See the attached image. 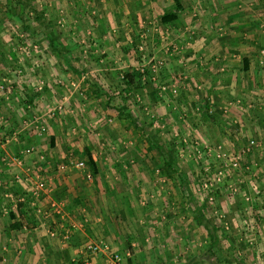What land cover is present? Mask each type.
<instances>
[{"label": "rangeland", "instance_id": "rangeland-1", "mask_svg": "<svg viewBox=\"0 0 264 264\" xmlns=\"http://www.w3.org/2000/svg\"><path fill=\"white\" fill-rule=\"evenodd\" d=\"M29 1L31 16L43 17L26 31L19 15L5 12L9 0H0V175L11 168L12 183L0 177V245L13 255L0 264H27L29 249L19 242L42 230H33L42 224L31 207V227L13 225L24 210L16 206L24 176L48 160L45 173H65L87 151L104 175L84 177L83 190L124 192L135 207L139 253L129 264H180L205 252L195 209L219 227L223 257L235 252L246 264H264V0H179L172 24L160 17L177 9L176 0ZM231 2L250 14L233 29ZM49 30L63 55L49 48ZM127 70L148 83L122 90L119 72ZM89 83L104 94L95 96ZM34 88L36 106L20 104ZM116 107L132 111L136 124L118 119ZM152 134L174 145L190 181L185 191L166 182L147 153ZM23 146L33 151L15 172ZM99 201L106 200L91 208Z\"/></svg>", "mask_w": 264, "mask_h": 264}, {"label": "crops", "instance_id": "crops-1", "mask_svg": "<svg viewBox=\"0 0 264 264\" xmlns=\"http://www.w3.org/2000/svg\"><path fill=\"white\" fill-rule=\"evenodd\" d=\"M229 5L234 8L227 13L229 14V20L226 22H229L233 29L234 25L238 27L239 24L241 26L243 22H246L250 14L240 12L235 3L231 2ZM25 150H20V153L16 155L17 157H13L17 162L12 161L13 170L17 171L21 168L22 161L18 163L17 159H23V157L26 158L27 155H30V153H25ZM46 162H49V160ZM46 162L43 165L44 167H40L36 171L35 177L24 176V181L21 180L20 183V180L18 181V179H21L19 176L15 180V183L21 184L19 187L24 190L17 196V198L24 199L21 210L24 209L23 212L27 213V207H31L28 209V213L33 211L38 217L30 213V218H32L31 215L34 219L41 218L40 224H42V226L34 227L36 229L32 228L33 230H39V227H42L39 232H30L26 235V238H21L19 242L22 243L21 247L27 246L29 249L23 260L27 261V264H39L41 262L44 264H74L77 260H83L85 264H129L131 259H134L135 252H137L135 248L137 238L131 232L136 233L139 229L135 226L137 219L135 207H131L127 201L128 198L123 197L124 192L120 193L115 190L106 193L109 195L104 197L102 191L95 190L91 186L90 191L86 193L83 190V185L86 182L85 179H82L84 177L87 179L88 176L86 177V175L91 174L86 163L85 169L78 168L72 163L73 165H70L68 169L70 171L67 170L59 175L52 173L48 175V173H45L48 170L46 167H49ZM7 163L5 165L11 164L10 162ZM6 169L0 177L8 184L7 186H10L12 183L7 180V177L11 168ZM58 169H65V167L58 166ZM103 175L100 167L99 176ZM91 176L93 175L91 174ZM37 179L45 181L46 189L34 200L31 193ZM17 185L15 184V187ZM28 199H31V201L26 202ZM100 199L106 200L105 203L99 201L97 211L95 207L91 208L94 202ZM29 225V222L24 223L22 228L26 230ZM123 235L125 239L122 237ZM1 243L0 256L3 261H8L11 254H8L9 251L6 245L3 242ZM91 243L107 244L109 250L108 252L101 251L98 254L86 253L84 250ZM127 246L129 247L127 248ZM25 250L26 248L21 252ZM114 254L121 256L120 261L114 260ZM36 255L37 257L34 258ZM11 259L13 260V255Z\"/></svg>", "mask_w": 264, "mask_h": 264}, {"label": "trees", "instance_id": "trees-1", "mask_svg": "<svg viewBox=\"0 0 264 264\" xmlns=\"http://www.w3.org/2000/svg\"><path fill=\"white\" fill-rule=\"evenodd\" d=\"M9 4L5 6V12L6 10L9 11L13 16L19 15L22 20V26L24 30H30L31 24L35 23L36 21L42 23V17L40 14H37V10L35 11V16H31L32 11L31 4L29 0H9ZM15 3V4H14ZM176 6L177 9L173 11L165 10L163 14L160 17V22L162 24H172L178 19V11L181 9L182 5L179 0H176ZM28 11V12H27ZM47 27V26H45ZM46 35L45 37L48 40L49 48L57 54L63 55V49L59 45H55V38L56 35L53 31L44 33ZM67 51V50H66ZM250 63L248 58H244V70L247 72L249 70ZM76 73L82 75L83 71L78 70L77 68H72ZM147 69L143 68V71L145 72ZM119 80L121 81V84H118V86H122V90L124 89L128 93H131L133 91H137L140 88H142L143 83V76L144 73L132 70H127L125 72H119ZM150 82V80H149ZM90 84V83H89ZM92 88V93L95 96H101L102 93L104 94L102 88L97 83L90 84ZM39 97V92L37 91V88L34 89H28L25 94L19 96L20 104L24 106L29 107H35V101ZM117 110V117L118 119H129L132 123L136 124L137 119L135 118L132 111L127 109L126 107H116ZM210 119L214 118V115L208 114ZM208 118V119H209ZM18 126L17 122H14L13 127H10V132H12L14 129H16ZM146 142V151L150 154L155 166L157 167L160 174L165 178V181H169L170 183L174 184L176 187H178L181 191H185L186 188L188 189L189 186V179H188V173L183 170L177 159L175 158L173 154V147L174 145L165 142L155 135L146 136L145 139ZM52 146H54V136L51 140ZM24 147V146H23ZM29 146L24 147L23 149H27ZM20 153L18 151L17 155ZM86 164L93 176H98L100 173V167L94 158L93 154L90 151L86 152ZM31 199L26 200V202H30ZM24 202H19L18 207L19 210L22 207V204ZM199 209V208H198ZM195 212L194 220L199 226H202L205 230L206 236H207V245L205 252H200L199 254L189 257L186 259L183 263L180 264H197V263H210V264H220L224 262L225 264H246L243 258L237 256L235 252H233L231 255L235 254V257H229L224 256L222 253V248L220 247L221 243L218 236V229L219 227L217 225L210 224V222L203 220L201 210H198L200 212V215H197V210H193ZM13 215V213H11ZM14 226L21 228L24 223L29 222L28 217H26L25 213H21L20 218L15 220ZM128 245V243H127ZM129 246H127L128 248ZM74 264H85L83 260H77L74 262Z\"/></svg>", "mask_w": 264, "mask_h": 264}, {"label": "built area", "instance_id": "built-area-1", "mask_svg": "<svg viewBox=\"0 0 264 264\" xmlns=\"http://www.w3.org/2000/svg\"><path fill=\"white\" fill-rule=\"evenodd\" d=\"M254 142V141H253ZM33 150V148H27L25 150V153H30ZM18 163H21V159H17ZM73 163V162H72ZM76 167L78 168H82L85 169L86 168V164L84 161H77L75 163H73ZM88 178H91V174L88 173L87 174ZM46 189V183L44 180H39L37 179L36 182L34 183V186L32 188V196L34 197V200H36L41 193ZM17 203L19 204V202H23L24 199L23 198H17ZM16 204V203H15ZM16 206H18L16 204ZM109 250V246L107 244H97V243H91L89 245L86 246L85 250L86 253H92V254H98L99 252L103 251V252H108ZM115 261H120L121 256L119 254H114L113 256Z\"/></svg>", "mask_w": 264, "mask_h": 264}]
</instances>
